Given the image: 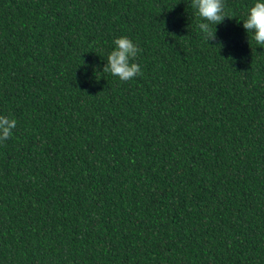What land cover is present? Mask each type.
I'll list each match as a JSON object with an SVG mask.
<instances>
[{
  "label": "trees",
  "instance_id": "obj_1",
  "mask_svg": "<svg viewBox=\"0 0 264 264\" xmlns=\"http://www.w3.org/2000/svg\"><path fill=\"white\" fill-rule=\"evenodd\" d=\"M255 2L208 44L191 0H0V264H264Z\"/></svg>",
  "mask_w": 264,
  "mask_h": 264
},
{
  "label": "clouds",
  "instance_id": "obj_2",
  "mask_svg": "<svg viewBox=\"0 0 264 264\" xmlns=\"http://www.w3.org/2000/svg\"><path fill=\"white\" fill-rule=\"evenodd\" d=\"M191 7L202 21L197 26L205 41L208 44L209 41H215L217 39L216 26L221 24L226 17L229 18L225 12L224 0H191ZM242 26L247 33H253L252 39L258 45H264V0H256L254 6L248 10ZM113 43L114 50L108 54L103 72L118 77L124 82L141 76V67L134 61L142 49L127 36H121ZM16 125V119L0 116V143L12 138Z\"/></svg>",
  "mask_w": 264,
  "mask_h": 264
}]
</instances>
